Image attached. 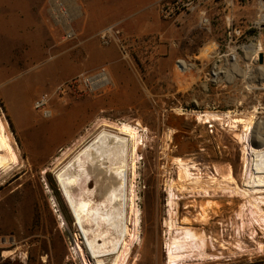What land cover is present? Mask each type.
Masks as SVG:
<instances>
[{
  "label": "rangeland",
  "instance_id": "1",
  "mask_svg": "<svg viewBox=\"0 0 264 264\" xmlns=\"http://www.w3.org/2000/svg\"><path fill=\"white\" fill-rule=\"evenodd\" d=\"M54 1L0 0V114L20 157L13 169L0 173V252L5 254L0 255V264L18 256L27 261L29 254L32 264H81L71 250L70 233L78 229L55 174L101 129L102 122L129 123L141 132L135 189L142 242L141 252L137 246L129 264H166V226L150 225L149 220L167 216L165 179L169 174L178 176L171 164L173 156L195 160L203 175L220 177L216 165L225 170L230 165L242 184L241 144L234 131L217 124L218 130L211 133L198 112L245 116L257 107L258 123L264 120V87L248 88L237 72L233 82L223 74L215 82L207 77L217 62L227 61L221 55L236 48L234 42H226L222 0H199L189 25L177 20L180 15L170 19L160 13L159 5L165 0H69L70 6L75 5L71 13L68 5L55 10ZM203 6L208 23L199 12ZM239 8L234 25L251 37L255 31L248 25L255 18V0L243 1ZM59 13L72 15L73 38L67 37ZM116 19L121 20L125 40L104 45L99 32ZM211 41L218 49L214 55L204 49ZM247 49L237 57L241 65L248 60ZM182 59L195 64L194 68L180 69ZM256 65L250 66L254 73ZM226 66L233 68L232 63ZM102 68L109 80L93 87L87 77ZM42 99L45 103L37 107L36 101ZM128 176L129 182L133 180L131 166ZM207 198L220 206L205 211L202 205ZM244 200L222 190L211 196L179 192L178 219L188 216L198 232L218 238L213 248L208 239L206 249L218 254L221 240H237L235 228L242 219L247 227L251 225L247 211L241 218L238 215ZM60 212L68 227L63 226ZM201 213L207 220H202ZM252 222L251 227L256 226ZM222 228L224 235H220ZM148 240L151 248L145 251ZM228 245L222 253L234 250ZM8 250L13 254L6 255ZM186 264H264V255L188 260Z\"/></svg>",
  "mask_w": 264,
  "mask_h": 264
},
{
  "label": "bare ground",
  "instance_id": "2",
  "mask_svg": "<svg viewBox=\"0 0 264 264\" xmlns=\"http://www.w3.org/2000/svg\"><path fill=\"white\" fill-rule=\"evenodd\" d=\"M68 1H54L56 7L54 9L58 10L59 6L68 5L71 13L75 5L72 2V6H70ZM59 16L67 30L72 32L69 25L72 15L59 13ZM255 46L256 41L253 40L247 47L248 56L246 58L248 60L243 65L238 62L239 59H237L235 52L230 60L228 56V58L224 56L227 61L224 64L217 62L213 66L212 75L209 79L214 82L221 80L223 77L221 78L220 75L223 74L226 81L233 82L234 74L237 72L238 75L246 79L248 88L264 87V65H256L255 73L250 69L251 64L255 62L249 61L255 52ZM204 49L207 54L218 53L217 46L213 41L208 43ZM229 63L233 65L231 70L226 66ZM194 66L195 64L181 60L180 69L183 71L191 67L194 68ZM108 80L105 72H100L87 79L93 87ZM207 84L203 82L204 87H207ZM194 101L199 103L197 98H194ZM257 111V107H254L245 116H243L244 114L234 116L235 113L222 115L214 112H198L199 120L204 122L210 119L219 120L234 131L238 142L241 144L243 166L241 175L243 180L240 184L230 165L227 166L226 170L216 165V172L221 174L220 178L215 175H203L200 172L199 163L193 159L173 156L171 164L176 167L178 176L169 174L165 179L167 216L164 223L166 226L164 250L166 264H186L188 260H219L222 257L220 254L210 253L206 250L208 236L205 232H198L194 226L190 225V217L184 216L181 220L178 219L179 192L211 196L222 190L230 192L231 195H240L245 200L241 205L242 211L239 212V215L243 216L244 210L250 207L252 219H256L262 225L264 224V146L254 147L251 143L254 140H264V120L256 122L255 112ZM2 117L0 114V173L5 174L19 163L20 157H18L13 145L14 142L11 141V136L7 132ZM225 117L227 118L225 119ZM100 128L90 141L67 158L62 166L57 169L55 175L62 187L63 195L78 229L72 232L73 248L71 250L80 258V263L129 264L137 246L141 252L142 242L139 230L141 224L140 208L135 189L139 162L137 154L140 144H142L141 132L139 127L129 123L102 122ZM130 166L132 167L133 180H131L129 193L128 183L131 181L129 182L128 174ZM195 169L198 172L193 171ZM93 181L94 187L91 186ZM53 199L57 205L55 196ZM217 205H219L218 201L207 198L202 209L207 211V208H213ZM201 215L202 220H207L205 214L201 213ZM59 217L63 226L68 227L69 224L63 212H60ZM133 221L134 227L131 226ZM245 222V220L242 221L244 227ZM238 246L242 247L240 242ZM258 248L264 250V243H259ZM10 253L12 251L6 252V255ZM107 258H110V261Z\"/></svg>",
  "mask_w": 264,
  "mask_h": 264
},
{
  "label": "built area",
  "instance_id": "3",
  "mask_svg": "<svg viewBox=\"0 0 264 264\" xmlns=\"http://www.w3.org/2000/svg\"><path fill=\"white\" fill-rule=\"evenodd\" d=\"M243 1H250V0H222L223 3V11L225 16V21L228 26L227 36H226V42L228 45L231 43L236 44L235 51L223 53L227 55L222 56H232V54L235 52L237 57L241 56L242 53H244V49L249 46V44L255 40L256 46H255V52L251 56V61H255L259 65H264V0H255L256 4V14L255 18L249 23L248 29H253L255 31V34L251 37H248L247 35H244L243 27H239L234 25L235 23V16H234V9L235 7L240 4ZM200 5L199 0H165L159 5V11L160 13L170 19H176L177 16L181 14H187L198 10V7ZM199 12L202 14V21L204 23H208L209 19L207 17V11L204 9H200ZM242 36L243 40H238V38ZM67 37L73 38L74 32L67 31ZM99 38L101 42L104 45H110L112 43H123L125 40L123 37L122 29L119 22L112 23L106 27H104L99 32ZM261 45V47L259 46ZM263 54V61H259V55ZM212 71V70H211ZM100 72H105V68H102ZM98 72V73H100ZM97 73V74H98ZM96 73L91 74L87 77H93ZM211 72H207V77L211 76ZM45 103V100H37L36 106L39 107ZM216 109V108H214ZM215 112H220L219 110H216ZM211 133L218 130L217 124L223 127V123H221L219 120L210 119L204 122ZM244 211H247V213L250 214V207L249 209H245ZM239 215V212H238ZM251 215V214H250ZM241 218V216H239ZM251 218L253 216L251 215ZM250 222L252 225V221H255L256 226L249 225L247 227V223L245 227L242 225V221L238 224V226L235 228V236H237V240L233 243L230 241H227V239H223L220 241L219 246L220 250L218 254H220L221 258H226V261H229L232 257L241 256L245 254L250 259L254 256H260L264 255V250H259L258 245L259 243H264V224L262 225L260 222H258L256 219H251ZM225 228L221 229V234L224 235ZM208 239L210 240L212 244V248L215 247L214 242L219 241L218 238L213 237L211 234H208ZM207 239V240H208ZM206 240V241H207ZM240 242L241 248L238 246V243ZM229 244H232L234 247V250H231V253H222L224 250L229 248ZM207 249V247H206ZM233 255V256H232Z\"/></svg>",
  "mask_w": 264,
  "mask_h": 264
},
{
  "label": "crops",
  "instance_id": "4",
  "mask_svg": "<svg viewBox=\"0 0 264 264\" xmlns=\"http://www.w3.org/2000/svg\"><path fill=\"white\" fill-rule=\"evenodd\" d=\"M210 2V0H207L206 1V3H209ZM204 7V6H203ZM240 4H238L236 7H235V9H234V16H235V20L237 21V20H239V11H240ZM215 8H216V6H215ZM203 9H205V10H207V7L205 6ZM190 14V13H189ZM182 14V15H180L178 18H177V20H179L180 22H181V24L183 25V24H185L186 23V25H189V23H188V21L190 22L193 18H195V16H193V14ZM188 20V21H187ZM119 21H121V20H115V21H112V23H116V22H119ZM111 23V24H112ZM180 24V25H181ZM191 24V23H190ZM138 31L141 33V21H140V24H139V29H138ZM231 111H233V110H231ZM258 112H260V110H258ZM150 222H151V224L150 225H153V226H156V227H160V228H164L165 227V220H160V219H153V220H149ZM153 236V235H152ZM155 236V235H154ZM151 242L148 240V241H146V243L144 244L145 245V248H144V250L145 251H148L150 248H151V244H150Z\"/></svg>",
  "mask_w": 264,
  "mask_h": 264
},
{
  "label": "water",
  "instance_id": "5",
  "mask_svg": "<svg viewBox=\"0 0 264 264\" xmlns=\"http://www.w3.org/2000/svg\"><path fill=\"white\" fill-rule=\"evenodd\" d=\"M260 47H261V45H259ZM259 61L260 62H262L263 61V54L261 53L260 55H259ZM252 143V145L254 146V147H263L264 146V140H260V141H256V140H254V141H252L251 142ZM59 184V183H58ZM59 187H60V189L62 190V187H61V185L59 184ZM63 193V192H62ZM70 235H71V237H72V233H70ZM14 259H13V261H12V264H27V261L24 259V258H21L20 256H18V257H13Z\"/></svg>",
  "mask_w": 264,
  "mask_h": 264
},
{
  "label": "flooded vegetation",
  "instance_id": "6",
  "mask_svg": "<svg viewBox=\"0 0 264 264\" xmlns=\"http://www.w3.org/2000/svg\"><path fill=\"white\" fill-rule=\"evenodd\" d=\"M33 254V253H32ZM0 255L3 256L4 255V251L0 252ZM27 264H32V262L34 261L33 260V256L32 255H28L27 257ZM42 258V256H41ZM13 257L11 259H5L4 263L3 264H12V261H13ZM44 262H47L48 260H45V259H42Z\"/></svg>",
  "mask_w": 264,
  "mask_h": 264
},
{
  "label": "trees",
  "instance_id": "7",
  "mask_svg": "<svg viewBox=\"0 0 264 264\" xmlns=\"http://www.w3.org/2000/svg\"><path fill=\"white\" fill-rule=\"evenodd\" d=\"M10 124H11V126H13V123H12V121L10 120Z\"/></svg>",
  "mask_w": 264,
  "mask_h": 264
}]
</instances>
